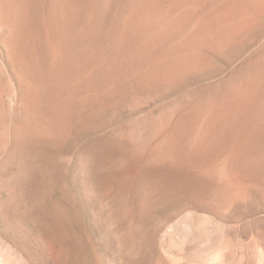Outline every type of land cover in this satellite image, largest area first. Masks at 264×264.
Segmentation results:
<instances>
[{"label":"rangeland","instance_id":"374dc122","mask_svg":"<svg viewBox=\"0 0 264 264\" xmlns=\"http://www.w3.org/2000/svg\"><path fill=\"white\" fill-rule=\"evenodd\" d=\"M70 1L79 9L71 35L100 25L77 46L91 61L58 82L59 108L74 101L77 79L104 61L115 34L144 0ZM229 1H207L199 15L219 12ZM67 5L0 0V264H264V118L257 116L264 86L244 107L239 96L229 98L239 84L242 96L264 67V9L227 48L205 50L206 62L195 69L131 86L112 102L74 101L61 135L22 144L27 91L14 38L24 26L43 70L59 69L68 52L61 38L69 31ZM152 21L146 38L169 17ZM222 105L243 111L215 134L211 120ZM203 110L194 122L192 115ZM227 169L237 174L230 183ZM218 188L220 197L210 192Z\"/></svg>","mask_w":264,"mask_h":264},{"label":"bare ground","instance_id":"6f19581e","mask_svg":"<svg viewBox=\"0 0 264 264\" xmlns=\"http://www.w3.org/2000/svg\"><path fill=\"white\" fill-rule=\"evenodd\" d=\"M174 1L171 6L160 5L157 0L140 2V6L129 14L123 25H121L119 32L115 34L111 45H109L110 49L104 53V61L101 64H94L91 71L77 79V83L71 89V94L75 97L74 101L84 105L94 104L98 100L112 102L119 92L129 87L132 88L131 86L139 89L161 82V80H174L177 75H181L186 70H193L205 61V50L218 49L217 51H222L238 40L257 21L254 15L255 11L260 10V13L264 9V0H230L228 5L223 6L222 3L220 7L223 6V9L221 11L205 16L201 14L200 16L199 12L204 9L206 2L211 0ZM69 2L71 1L68 0L69 6L67 5V8L70 7L67 15L69 31L61 36V38L65 37L67 41L68 52L63 56L62 65L59 69L54 71L43 70L37 56L29 51L32 42L31 39L25 36L24 26L18 29L19 31L14 38L13 47L18 51L16 58L23 65L21 76L27 91L24 99L25 120L18 131L22 144L26 141H33L39 135L51 134L58 136L64 132L67 128L70 107L74 101L65 99L66 101L63 100L61 107H58V104H56V97L59 94L58 82L68 81L71 77L77 76L78 71L75 67H81V64H85L88 57L91 61L92 55H89V51L87 52L82 46L80 52L77 46L91 39L97 32L100 23L95 21L82 30L76 28L74 30L77 33L72 31L71 35L72 17L74 14L75 16L78 15L79 9L76 11L74 7L70 6ZM158 16H167L169 21L162 29L154 31L152 36L146 38L151 29L150 27L154 23L152 20ZM93 59L94 57L92 61ZM259 69V73L256 72L254 78H247L251 80H248L242 96L239 92L243 85L239 84L231 91L229 98L235 100L239 96L238 102L242 103V107H244L249 98L264 86V67L262 66ZM230 102L232 103L231 100ZM224 105L215 110L216 121L214 118L211 120L214 121L211 124V129L214 130L215 134L216 129H221L241 109L240 107H238L239 109L236 107L227 108ZM197 108L200 109L201 107ZM241 110L243 111V109ZM258 110L257 116L263 119L264 109L259 112ZM202 113H204V110L192 115L196 118L192 120L194 122L199 120L198 118ZM210 113L212 114V112ZM192 126L194 127V124ZM209 132L206 135L203 134L205 135V137L202 136L203 139L200 138L201 140L198 143L200 148L206 144ZM239 171L241 170L239 169ZM232 174L237 175L234 169L230 171L227 169L224 174L226 181L230 180L229 183L233 179ZM235 181L237 182L236 179ZM235 181L232 182L235 183ZM219 188L211 189L210 192L219 196L223 194L222 191L219 192L221 190Z\"/></svg>","mask_w":264,"mask_h":264}]
</instances>
